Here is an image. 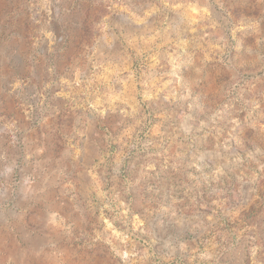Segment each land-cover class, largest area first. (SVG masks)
Returning a JSON list of instances; mask_svg holds the SVG:
<instances>
[{"label": "rangeland", "instance_id": "obj_1", "mask_svg": "<svg viewBox=\"0 0 264 264\" xmlns=\"http://www.w3.org/2000/svg\"><path fill=\"white\" fill-rule=\"evenodd\" d=\"M0 264H264V0H0Z\"/></svg>", "mask_w": 264, "mask_h": 264}]
</instances>
